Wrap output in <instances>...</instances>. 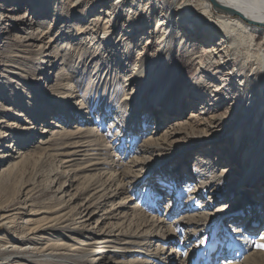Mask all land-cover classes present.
I'll return each instance as SVG.
<instances>
[{"label":"rangeland","instance_id":"rangeland-1","mask_svg":"<svg viewBox=\"0 0 264 264\" xmlns=\"http://www.w3.org/2000/svg\"><path fill=\"white\" fill-rule=\"evenodd\" d=\"M113 1H11L18 13L35 15L42 31L34 50L18 30L0 38V56L17 72L0 74V207L24 211L13 218L10 239L30 236L27 218L39 226L52 219L45 237L56 242L34 247L72 249L55 260L43 252L35 263L19 262L264 264V182L240 185L264 167V136L247 149L253 135L242 129L257 119L255 106L244 121L235 108L238 81L227 86L226 74L200 72L212 68H204L206 40L192 37L194 49L175 45L155 55L154 20L127 34L120 24L134 7L119 6L116 26ZM258 106L264 109V97ZM7 151L13 157L2 161ZM195 219L206 225L197 239L189 236ZM101 242L105 258L95 262Z\"/></svg>","mask_w":264,"mask_h":264},{"label":"bare ground","instance_id":"bare-ground-1","mask_svg":"<svg viewBox=\"0 0 264 264\" xmlns=\"http://www.w3.org/2000/svg\"><path fill=\"white\" fill-rule=\"evenodd\" d=\"M11 1L15 2L20 0H0V38L12 29L18 30L21 33H17V39L25 46L31 47L32 50H34L36 46L35 42L39 39L42 31L39 22H37L33 14L28 15L26 12L18 13L19 5H13ZM87 1L98 3L99 6L110 3L109 0ZM40 2L41 0H36L37 4ZM123 3H130V5L134 7L130 11L131 13L129 12L131 16L128 14L129 20H123L120 24L121 26H126V29L122 28V30L127 34H133L134 30L138 32L141 31L143 27L150 22L151 18L154 20L153 37H157V42L160 44L155 55H165L171 48H175V45L177 50L180 51H182L183 47L187 48L189 46H191V49H194L192 47L198 44L195 41L192 43L189 42V39L193 40L199 37L198 39L203 38L206 40L207 44L203 43L205 49L202 48L203 46H200V49H203L202 54L207 56L206 61L209 62V65L204 68H208L210 65L212 68L209 67L211 69L201 71L200 68H197L196 71L213 76H215V73L226 74L227 78L223 80H225L227 86L232 85L235 80L238 81V86H236V88L239 89V94H241V96L235 108H239L240 111L244 113L242 116L244 121L253 106H255V108H253L252 114H258L250 130L248 128L249 123H245L246 127L242 128L244 131H249L248 133L253 135V137L248 138L250 145L247 149L262 139L264 136V128H262L260 137L258 139L256 137L260 133V125L264 126V122L258 120L264 117L263 107L258 106L260 97H264V0H114L109 7L112 9L113 15L117 17V23L114 24L116 26L122 21L121 19L123 16L115 14V12ZM114 25L111 30L114 29ZM199 33H203L202 36ZM257 36H261L262 40H254V37ZM215 37H217V41L212 44V39ZM14 39H16V37L10 38L12 41ZM13 55H19L21 57L30 56L29 54L23 56L21 53L16 54V52H14ZM2 56L3 55L0 56V74L5 71L10 74H17L14 69L15 66L12 65L13 67H8V61ZM225 67L229 68L226 73L223 72ZM223 88L224 87H222V89ZM223 90L227 91L228 88ZM220 92L221 91L216 92V95H218L216 99L218 103H225L228 97L225 99L221 98ZM171 95L177 97L176 91L171 92ZM158 101V97H155L151 105L157 106ZM246 101L247 103L244 104ZM164 109L165 107H160L158 110L163 113ZM177 110L178 108L174 107L169 111H174V114ZM155 115H157V113ZM0 125V128H5L3 124ZM235 125H240V123ZM3 136H6V133L0 129V146H4ZM5 147L7 148L9 146L6 145ZM8 152L9 151H7V155H2V161L4 159L6 160L9 156L13 157L12 153ZM3 171H5V168L0 170V178ZM263 174L264 167H258L253 173V176L240 182V185L245 187L246 190L254 184H263ZM257 179L259 180L254 183L253 181ZM206 183L207 182H205V187L209 185V182L208 184ZM205 191L206 193L209 192L208 189L204 190V192ZM197 192H199L198 189L193 191V193ZM210 192L214 193V191ZM199 195L200 193L197 194V196ZM207 203H210V201ZM191 209H193V207ZM9 211L10 210H5L0 207V225L3 224L5 226V229L0 230V264H22L19 262V259L35 263V259L41 256L43 252L46 255L52 256L51 259L55 260V257H63L64 255L62 254H66L65 252L61 253L60 250H72L71 248L69 249V246L65 243H62L63 247H51L48 249L49 251L45 250V247L49 244L45 247H34L35 244H41L43 240L50 243L56 242V239L52 238L53 234L47 235V238L45 237L49 226L52 225V219L46 224L39 226V224H37L38 218H27L24 222L29 224L26 229L30 236L23 237L19 240L10 239L8 234L10 228L13 226V218L16 217L17 214L24 213V211L19 207L11 208V213H9ZM28 214L32 215L31 213ZM198 221L199 219H195L189 222V224L193 226L189 236L193 239H197L203 234V228L206 227L204 223H199ZM202 225H204L203 228L200 227ZM233 233L239 232L235 230ZM49 236H51V238ZM16 239L18 238L16 237ZM20 240H23V242ZM110 241L111 243L116 242L114 239L104 240V242L108 243H110ZM190 243L191 242H188L187 244L189 245ZM241 243L245 244L246 240H241ZM86 244L91 245V243L88 242L80 243V245ZM106 246L101 242V244L97 245L96 249L93 250L92 256H94L93 260L95 262L96 260L102 261L105 258ZM87 247L89 248V245ZM84 250L85 255H89V249L85 247Z\"/></svg>","mask_w":264,"mask_h":264},{"label":"snow or ice","instance_id":"snow-or-ice-1","mask_svg":"<svg viewBox=\"0 0 264 264\" xmlns=\"http://www.w3.org/2000/svg\"><path fill=\"white\" fill-rule=\"evenodd\" d=\"M261 247H264V245H261Z\"/></svg>","mask_w":264,"mask_h":264}]
</instances>
